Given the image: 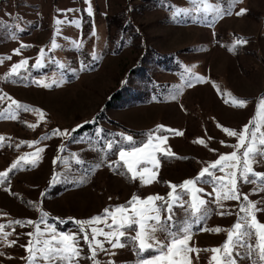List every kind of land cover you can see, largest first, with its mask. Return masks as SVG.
I'll return each instance as SVG.
<instances>
[{
  "label": "rangeland",
  "instance_id": "obj_1",
  "mask_svg": "<svg viewBox=\"0 0 264 264\" xmlns=\"http://www.w3.org/2000/svg\"><path fill=\"white\" fill-rule=\"evenodd\" d=\"M206 2L217 5L224 14L198 11L203 4L192 0H0V58L11 57L0 64V110L11 105L10 111L16 115V119H0V136L5 137L0 142V171H6L20 156L44 149L34 165L22 162L0 185V224L35 222L4 229L11 233L7 240L16 243L9 246L0 240L4 253L0 264H27L29 253L21 245L28 243L26 234L34 232L41 219L58 232L76 233L83 249L79 264H93L75 220L103 218L104 209L126 205L133 195L167 197L169 182L180 185L195 178L221 154L235 150L232 145L237 138L229 137L223 128L240 132L250 120L264 121V109L258 112L256 107L264 97V0ZM242 9L244 13L237 15ZM56 20L62 23L57 25ZM73 20L77 24L69 23ZM53 38L60 47L51 49ZM238 38L246 43L237 45ZM17 48L21 49L18 55L14 54ZM40 49L46 53L43 67H34ZM24 59L28 65L22 66L19 76L3 78ZM193 74L203 79L198 82ZM53 79L57 83L49 88L33 82L51 83ZM239 99L247 101L245 107L235 106ZM12 100L29 110L16 109ZM158 125L182 135L161 133L168 136L162 147L175 155L156 153L160 161L159 168L153 169L156 180L144 185L131 179L123 161L119 169L109 166L118 155L107 150L108 141H119L123 133L140 146ZM55 129L71 135L52 136ZM200 139L205 143H198ZM21 141L38 143L30 147ZM252 167L264 173V159L257 157ZM215 174L224 175L218 170ZM205 180L209 178L197 184L205 189L199 194L207 201L205 217L197 221L187 205L174 208L171 230L186 221L191 228L189 246L200 250L188 254L191 264H215L210 250L223 245L228 231L243 215L240 207L247 203L241 197L217 205L214 193L206 195L213 192V184ZM255 187L238 180L239 191L264 209V191L254 192ZM255 215L264 224V211ZM107 223H112L111 218ZM92 227L110 230L103 220L86 225L85 230L90 232ZM216 227L222 231H212ZM156 236L165 240L162 232ZM97 239L104 241L103 236ZM126 243L129 246L112 249L104 241L107 251H98V264H136L141 257L130 240ZM156 254L146 251L143 256ZM240 264L251 262L241 258Z\"/></svg>",
  "mask_w": 264,
  "mask_h": 264
},
{
  "label": "snow or ice",
  "instance_id": "obj_2",
  "mask_svg": "<svg viewBox=\"0 0 264 264\" xmlns=\"http://www.w3.org/2000/svg\"><path fill=\"white\" fill-rule=\"evenodd\" d=\"M89 2L90 0H85V3ZM192 2L194 4H203V8H198V11L205 13L215 12L218 16L224 14L217 5L207 3L206 0H192ZM67 11L73 10L69 9ZM244 11L242 9L236 14L242 15ZM87 13L89 16L92 15L90 6L87 9ZM61 23L62 21L56 20L57 25ZM69 23L77 24V21L73 20L69 21ZM55 31L59 33V27ZM93 35H95V32H93ZM73 43L76 47H81L75 41ZM241 43H246V41L238 38L236 44ZM23 47H26V45H21V48ZM58 47L60 45L53 38L51 49ZM234 47L235 45L229 50H233ZM20 50V48L15 49L14 54H20ZM45 55V50L40 49L34 67H43L42 61ZM93 58H95V53H93ZM4 59H11V57L0 58V64L4 62ZM26 65H28L27 59L16 63L3 78L7 80L12 76H19L22 66ZM60 67H64V65H60ZM24 70L26 71L27 69L25 68ZM187 71L190 72L191 69H187ZM193 78L198 82L203 79V77L195 76L194 74ZM33 82L45 88L57 83L54 79L51 83H42L41 80H34ZM2 99L3 96L0 95V100ZM246 104L247 101L243 99L235 102L237 107H245ZM12 105H15L18 110H29L27 105L18 103L15 100H12ZM256 107L258 112L264 109V97L259 99ZM10 108L11 105L0 110V119H16V115L10 111ZM33 111L37 110L33 109ZM29 126L32 128L36 127V125ZM262 128H264V121L256 123L255 120H250L240 132L226 127L223 128V131L229 137L237 138V143L232 145L235 150L229 154H221L217 160L204 167L195 178L186 179L180 185L169 182L171 191H169L167 197L156 194L142 199L137 195H133L126 205H119L114 210L104 209L103 218L97 215L90 220H75L76 225H78V231L83 233V241L90 252V256L87 258L91 259L93 264H98L96 260L98 251H107L104 247V241L110 244L112 249H117L129 246L126 241L130 240L132 242L131 246L136 250V254L141 257L136 264H191L188 254L193 252L198 254L200 250L189 246L191 228L186 221L176 231L171 230L175 217L174 208L184 209L185 205H187L188 209H191L190 215L195 217L197 221L205 217L208 212L207 201L199 195L204 194L205 189L197 187V184L204 180L205 177H208L209 180H205V182L210 181L213 184V192L206 193V195L212 196L214 193L213 202L217 205L222 206L223 201H239L241 197L247 202L240 207V212L243 215L239 216L231 230L228 231L223 245L210 250L214 253L211 261L215 262V264H240V259L243 258L250 261L251 264H264V224L259 223L255 215L257 211H264V209L257 208L256 203L250 201L248 196L241 193L238 189V180H242L245 183L256 185L253 189L254 192L264 191V173L256 172L252 167L257 162V157L264 159V130ZM167 132L182 135L177 130L158 125L147 133L146 139L139 142L140 146H137V142L131 135L119 134V141H108L106 145L108 151L115 150L118 155V159L110 161L109 166L114 165L119 169L120 162L123 161L126 171L131 173V179H139L144 185L151 184L157 178V172L153 171V169H158L160 166L156 153L159 152L165 156L175 155L170 149L162 147V145L166 144L168 136L161 135V133ZM51 135H71V132L67 130L61 132L59 129H55ZM4 140L5 137L0 136V142ZM197 142L200 144L205 143L203 139ZM24 143L31 147L38 141H21V144ZM121 143L129 145V147H119ZM2 146L3 144L0 143V147ZM19 146L17 145V147ZM241 149H243L242 152H240ZM43 151V148H37L33 153L20 156L6 171H0V185L5 184L9 174L21 167L22 162L24 165H34ZM27 156H31L32 159H27ZM78 162L82 161L78 160ZM141 164L145 166L142 168L138 167ZM147 165H151V167ZM215 170L224 173V175L217 176ZM178 188L180 191H177ZM186 196H189L190 200L185 199ZM157 201L160 203L157 204ZM185 210L187 211V209ZM162 212L167 215L162 216ZM219 214L225 215L226 213L221 212ZM109 218L112 220L111 224L107 223ZM102 220L106 227L110 229L109 231L96 227H92L90 232L85 230L86 225H92ZM34 223L31 220H15L10 221L7 225L0 224V233H2L0 240L7 242L11 246L16 241H8L7 237L11 233L5 232L4 229L11 227L12 224L32 225ZM41 224H43V228H41ZM129 231H134L135 235L128 236L127 233ZM158 231L165 234L164 241L157 238L156 233ZM212 231L219 233L222 229L216 227ZM26 235L30 239L26 245H21V247H24L29 253L26 258L27 264H41V262L43 264H79L83 249L79 246L80 239L76 233L58 232L54 226L41 219L40 223L35 224V231L28 232ZM98 236H103L104 241L97 239ZM146 251H153L157 254L151 258H145L143 253ZM112 254L114 255L115 253ZM0 255H4V253L0 252ZM109 264H114V262H109Z\"/></svg>",
  "mask_w": 264,
  "mask_h": 264
},
{
  "label": "trees",
  "instance_id": "obj_3",
  "mask_svg": "<svg viewBox=\"0 0 264 264\" xmlns=\"http://www.w3.org/2000/svg\"><path fill=\"white\" fill-rule=\"evenodd\" d=\"M113 124H115V125H120V126H122L121 124H119L118 122H112ZM125 174V173H124ZM10 175V174H9ZM176 218H178V217H176Z\"/></svg>",
  "mask_w": 264,
  "mask_h": 264
}]
</instances>
